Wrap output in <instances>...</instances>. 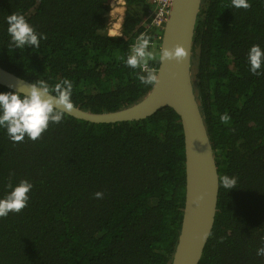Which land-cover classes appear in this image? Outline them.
<instances>
[{"label":"trees","instance_id":"1","mask_svg":"<svg viewBox=\"0 0 264 264\" xmlns=\"http://www.w3.org/2000/svg\"><path fill=\"white\" fill-rule=\"evenodd\" d=\"M125 1L110 35L112 0H0V65L86 110L132 105L162 32L151 0ZM191 64L220 176L199 264H264V0H202ZM184 145L169 107L92 123L0 84V264H171Z\"/></svg>","mask_w":264,"mask_h":264},{"label":"water","instance_id":"2","mask_svg":"<svg viewBox=\"0 0 264 264\" xmlns=\"http://www.w3.org/2000/svg\"><path fill=\"white\" fill-rule=\"evenodd\" d=\"M202 0H172L152 89L130 106L104 112L83 109L0 65V84L92 123L148 118L169 107L180 117L185 147V206L171 264H199L211 236L220 181L213 143L194 90L192 49Z\"/></svg>","mask_w":264,"mask_h":264},{"label":"built area","instance_id":"3","mask_svg":"<svg viewBox=\"0 0 264 264\" xmlns=\"http://www.w3.org/2000/svg\"><path fill=\"white\" fill-rule=\"evenodd\" d=\"M151 1L154 5V9L151 15V23L150 24L148 23V25L155 27L158 30H161L162 32L170 11L172 0H151ZM151 44L152 42L150 41L142 43L139 40H137L133 46L135 55L137 57H144L146 54L147 47L150 46ZM148 68L149 67L147 64H142L143 70H148Z\"/></svg>","mask_w":264,"mask_h":264},{"label":"rangeland","instance_id":"4","mask_svg":"<svg viewBox=\"0 0 264 264\" xmlns=\"http://www.w3.org/2000/svg\"><path fill=\"white\" fill-rule=\"evenodd\" d=\"M113 4L114 5L117 4V0H112V6H113ZM119 14L122 16L121 18L118 15L115 16V15L111 14V24H110V28L108 29L109 34L111 33L110 35H118V34H120L122 32V23H123V19H124L123 15L125 13L123 11L122 13H119ZM116 22L119 23V26H118V24L116 26ZM114 23H115V25H114ZM114 28H115L116 33L115 34L114 33L112 34L111 30L114 29ZM156 47H157V42L152 43L150 45V47H149L150 49L152 48L151 51H153V54H155V51H156L155 48Z\"/></svg>","mask_w":264,"mask_h":264},{"label":"crops","instance_id":"5","mask_svg":"<svg viewBox=\"0 0 264 264\" xmlns=\"http://www.w3.org/2000/svg\"><path fill=\"white\" fill-rule=\"evenodd\" d=\"M121 1L122 0H117V4H113V6H112V10H114V12L112 13V11H111V13L113 14V15H115V16H119L120 18L122 17L119 13H121V12H123L124 11V13H125V9H126V6H125V3H126V1L124 0V2H122L121 3ZM116 6H118V7H120V12H117V9H118V7H116ZM123 17H124V15H123ZM122 33V32H121Z\"/></svg>","mask_w":264,"mask_h":264},{"label":"bare ground","instance_id":"6","mask_svg":"<svg viewBox=\"0 0 264 264\" xmlns=\"http://www.w3.org/2000/svg\"><path fill=\"white\" fill-rule=\"evenodd\" d=\"M122 2H124V0H122L121 3H122ZM171 5H172V4H171ZM116 7H118V6H116ZM170 9H171V7H170ZM120 10H121L120 7H118L117 12H120ZM113 12H114V10H112V13H113ZM169 12H170V11H169ZM121 13H122V12H121ZM118 19H119V18H118ZM165 23H166V22H165ZM117 24H118V26H119V23H118V22H116V26H117ZM114 25H115V23H114ZM164 26H165V25H164ZM163 29H164V28H163ZM109 31H110V30H109ZM111 32H112V34H113V33L115 34V33H116L115 28L112 29ZM110 34H111V33H110ZM121 34H122V33H120V34H118V35H121ZM162 34H163V33H162Z\"/></svg>","mask_w":264,"mask_h":264},{"label":"clouds","instance_id":"7","mask_svg":"<svg viewBox=\"0 0 264 264\" xmlns=\"http://www.w3.org/2000/svg\"><path fill=\"white\" fill-rule=\"evenodd\" d=\"M112 14V13H111ZM163 32V31H162Z\"/></svg>","mask_w":264,"mask_h":264}]
</instances>
